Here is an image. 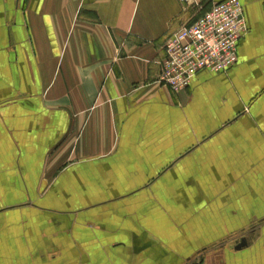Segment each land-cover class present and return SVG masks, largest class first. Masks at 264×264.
<instances>
[{
  "label": "crops",
  "instance_id": "crops-1",
  "mask_svg": "<svg viewBox=\"0 0 264 264\" xmlns=\"http://www.w3.org/2000/svg\"><path fill=\"white\" fill-rule=\"evenodd\" d=\"M220 1L0 0V264H264V0L232 68L158 81Z\"/></svg>",
  "mask_w": 264,
  "mask_h": 264
},
{
  "label": "built area",
  "instance_id": "built-area-1",
  "mask_svg": "<svg viewBox=\"0 0 264 264\" xmlns=\"http://www.w3.org/2000/svg\"><path fill=\"white\" fill-rule=\"evenodd\" d=\"M247 31L241 0L214 3L210 10L166 40L158 81L172 92H180L189 87L200 70L228 71L238 62V46Z\"/></svg>",
  "mask_w": 264,
  "mask_h": 264
},
{
  "label": "water",
  "instance_id": "water-1",
  "mask_svg": "<svg viewBox=\"0 0 264 264\" xmlns=\"http://www.w3.org/2000/svg\"><path fill=\"white\" fill-rule=\"evenodd\" d=\"M248 245V241L246 238H242L240 240V242L236 245V249L239 250V249H242L243 247L247 246Z\"/></svg>",
  "mask_w": 264,
  "mask_h": 264
},
{
  "label": "rangeland",
  "instance_id": "rangeland-1",
  "mask_svg": "<svg viewBox=\"0 0 264 264\" xmlns=\"http://www.w3.org/2000/svg\"><path fill=\"white\" fill-rule=\"evenodd\" d=\"M239 242H240V241H239ZM213 255H214V254H213ZM215 257H217L218 260L221 259V257H219V254H217V253L215 254ZM201 262H202V261H201Z\"/></svg>",
  "mask_w": 264,
  "mask_h": 264
}]
</instances>
